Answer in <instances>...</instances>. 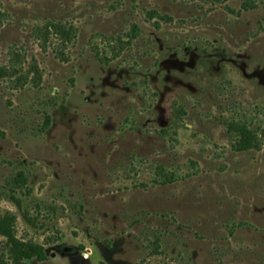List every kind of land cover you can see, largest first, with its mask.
Instances as JSON below:
<instances>
[{"label":"rangeland","instance_id":"obj_1","mask_svg":"<svg viewBox=\"0 0 264 264\" xmlns=\"http://www.w3.org/2000/svg\"><path fill=\"white\" fill-rule=\"evenodd\" d=\"M6 214L24 264H264V0H0Z\"/></svg>","mask_w":264,"mask_h":264},{"label":"trees","instance_id":"obj_2","mask_svg":"<svg viewBox=\"0 0 264 264\" xmlns=\"http://www.w3.org/2000/svg\"><path fill=\"white\" fill-rule=\"evenodd\" d=\"M134 31H136V28L135 30L133 29L132 32ZM34 33L35 37L38 40H41L40 42L44 44V46L47 45L50 38H55L64 47L76 39V31L74 26L67 23L48 22L45 25L36 28ZM13 72L10 73L11 76L13 75ZM230 128L238 138L237 147L239 150H248L256 145V139L254 135L255 133L246 125L233 121ZM17 179L22 183L25 181L22 175H19ZM166 180L168 181L167 183L173 181L171 178H167ZM14 200L15 204L20 207V200ZM14 223L15 218L10 214H6L0 218V236H3L7 239V255L11 263L24 264L26 260L32 258H36L39 261L44 260L46 256L42 246L33 243L22 242L16 238Z\"/></svg>","mask_w":264,"mask_h":264}]
</instances>
